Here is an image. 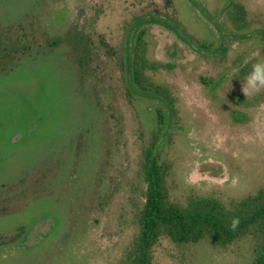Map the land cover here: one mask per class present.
Masks as SVG:
<instances>
[{"label": "rangeland", "instance_id": "rangeland-1", "mask_svg": "<svg viewBox=\"0 0 264 264\" xmlns=\"http://www.w3.org/2000/svg\"><path fill=\"white\" fill-rule=\"evenodd\" d=\"M234 1L247 8L244 30L227 18ZM140 25L149 57L166 64L154 77L177 96L178 114L171 121L166 110L171 122L159 144L172 165L173 196L227 202L264 186V101L254 104L264 89L246 96L237 77L264 59V0H0V34L24 26L36 39L0 73V264H132L146 192L143 146L157 108L167 106L133 90L99 36L119 45ZM46 32L92 40L91 73L80 72L66 46H48ZM233 111L248 119L235 120ZM252 260L247 242L166 239L153 248V264Z\"/></svg>", "mask_w": 264, "mask_h": 264}, {"label": "trees", "instance_id": "trees-1", "mask_svg": "<svg viewBox=\"0 0 264 264\" xmlns=\"http://www.w3.org/2000/svg\"><path fill=\"white\" fill-rule=\"evenodd\" d=\"M226 11L227 18L237 30L250 26L243 2L234 1ZM167 20L170 23L179 21L172 16H168ZM146 34L145 26L140 25L128 30L119 45H113L104 36H99L106 55L121 70L124 79L129 74L133 90L159 98L167 106V109L157 108V128L143 146L139 172L146 182V192L137 214L138 229L129 253L132 264H153V248L166 239L174 243L209 240L222 248L247 242L252 249V264H264V186L254 193L227 202L217 196L195 192L184 200L173 196L170 182L172 165L168 158L161 155L159 144L168 136L167 128L178 114L177 96L169 84L154 77L153 73L166 67V64L149 57ZM85 37L82 32L71 33L65 38L52 36L48 32L43 35L48 46H66L80 72L89 75L94 51L92 40V44L86 42ZM35 43V35L24 26L1 33L0 73L29 53ZM200 47L206 46L201 44ZM253 61L244 64L238 70L237 77L243 78ZM126 87L127 94L132 95L130 83ZM235 97L247 105L252 104L239 92ZM261 101H264V92L254 97V104ZM166 110L170 113L171 121H167ZM232 115L238 121L248 119L244 112L233 111ZM233 218L238 219L235 228L230 226Z\"/></svg>", "mask_w": 264, "mask_h": 264}, {"label": "clouds", "instance_id": "clouds-1", "mask_svg": "<svg viewBox=\"0 0 264 264\" xmlns=\"http://www.w3.org/2000/svg\"><path fill=\"white\" fill-rule=\"evenodd\" d=\"M260 89H264V59H255L251 63L250 70L243 77V92L250 95L258 92ZM236 179L232 180V184L236 183ZM238 224V219L233 218L231 221V227L235 228Z\"/></svg>", "mask_w": 264, "mask_h": 264}]
</instances>
